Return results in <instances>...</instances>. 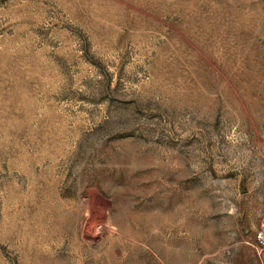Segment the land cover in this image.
I'll use <instances>...</instances> for the list:
<instances>
[{"label":"rangeland","instance_id":"374dc122","mask_svg":"<svg viewBox=\"0 0 264 264\" xmlns=\"http://www.w3.org/2000/svg\"><path fill=\"white\" fill-rule=\"evenodd\" d=\"M264 0H0V264H264Z\"/></svg>","mask_w":264,"mask_h":264},{"label":"built area","instance_id":"2783aa9c","mask_svg":"<svg viewBox=\"0 0 264 264\" xmlns=\"http://www.w3.org/2000/svg\"><path fill=\"white\" fill-rule=\"evenodd\" d=\"M255 245L264 252V228L255 235Z\"/></svg>","mask_w":264,"mask_h":264}]
</instances>
